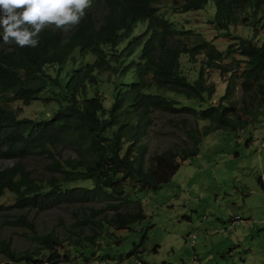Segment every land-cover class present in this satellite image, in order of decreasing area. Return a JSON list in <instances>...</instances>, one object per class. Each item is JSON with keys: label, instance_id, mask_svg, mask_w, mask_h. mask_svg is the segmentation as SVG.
Wrapping results in <instances>:
<instances>
[{"label": "trees", "instance_id": "1", "mask_svg": "<svg viewBox=\"0 0 264 264\" xmlns=\"http://www.w3.org/2000/svg\"><path fill=\"white\" fill-rule=\"evenodd\" d=\"M163 1L92 0L78 25L45 27L35 48L5 44L0 35V159L12 161L0 168V195L12 196V203H0V214L103 204L90 207L77 222V232L89 229L81 239L38 233L17 216L36 246L15 253L1 240L0 253L9 262L63 264L72 254L86 261L93 252L103 257L106 247L118 242L112 230L144 218L131 194L166 183L198 144L194 128L188 133L191 148L147 154L155 111L206 120L202 135L238 132L264 111V0ZM100 2L102 13L94 17ZM160 3L172 12L201 10L227 43L219 49L201 32L168 19ZM236 25L250 29V35H231L228 27ZM76 60L62 77L65 63ZM43 91L47 95L39 98ZM37 99L55 100L58 107L44 118L18 116L16 103ZM31 155L48 160L44 173L34 175L24 166L22 160Z\"/></svg>", "mask_w": 264, "mask_h": 264}, {"label": "rangeland", "instance_id": "2", "mask_svg": "<svg viewBox=\"0 0 264 264\" xmlns=\"http://www.w3.org/2000/svg\"><path fill=\"white\" fill-rule=\"evenodd\" d=\"M99 4H95L94 17L102 13ZM159 9L180 26L201 32L219 49L228 41L205 22L201 10L172 12L168 3H160ZM228 31L237 36L251 33L239 25L229 26ZM85 59L91 57L86 55ZM78 62L67 61L61 76ZM101 84L105 91L110 89L105 75ZM46 91L39 98L47 95ZM14 107L19 117L44 118L58 103L37 99L23 106L16 103ZM207 124L206 120L193 122L184 116L155 111L146 139L147 154L166 148L177 151L191 148L188 133L196 128L195 155L182 161L169 180L156 190L131 194L138 199L145 216L128 228L112 230L111 238L115 237L118 242L106 247V256L99 257L98 252H93L85 261L75 253L63 264H136L137 261L143 264H264V111L235 133L216 130L202 135ZM66 153L61 151L62 155ZM47 161L43 156L31 155L22 163L34 175H39L45 172ZM11 162L0 159V168ZM0 203H12L11 194L0 195ZM102 206V203H64L46 210L8 211L0 214V241H8L15 253L35 248L30 230L16 223L19 215L29 220L38 233L52 232L59 238L81 239L89 234V229L86 226L77 232V222L90 207ZM142 235L144 238L140 241ZM106 241L98 237L101 245H106ZM135 249L142 251L134 253ZM128 251L133 252L127 257ZM5 262L9 260L0 253V264Z\"/></svg>", "mask_w": 264, "mask_h": 264}, {"label": "clouds", "instance_id": "3", "mask_svg": "<svg viewBox=\"0 0 264 264\" xmlns=\"http://www.w3.org/2000/svg\"><path fill=\"white\" fill-rule=\"evenodd\" d=\"M92 6V0H0L3 42L35 48L47 26H76Z\"/></svg>", "mask_w": 264, "mask_h": 264}, {"label": "built area", "instance_id": "4", "mask_svg": "<svg viewBox=\"0 0 264 264\" xmlns=\"http://www.w3.org/2000/svg\"><path fill=\"white\" fill-rule=\"evenodd\" d=\"M136 264H143V263H141V262L137 261V262H136Z\"/></svg>", "mask_w": 264, "mask_h": 264}]
</instances>
